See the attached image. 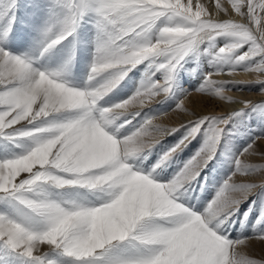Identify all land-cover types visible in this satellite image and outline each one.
Wrapping results in <instances>:
<instances>
[{
	"label": "snow or ice",
	"instance_id": "6c2138e0",
	"mask_svg": "<svg viewBox=\"0 0 264 264\" xmlns=\"http://www.w3.org/2000/svg\"><path fill=\"white\" fill-rule=\"evenodd\" d=\"M229 2L256 32L249 24L202 18L206 9L197 4L193 11L191 0H0V264H264L241 251L250 239L264 241V231L233 239L225 230L240 204L264 188V182H255L257 173L264 181V165L241 158L256 154L264 136L235 155L234 171L202 212L176 197L213 159L224 126L243 110L182 125L186 134L158 154L150 168L140 165L158 143L153 133L180 128H162L150 118L126 135L117 133L131 121L114 126L130 107L167 96L186 58L198 54L205 42L225 40L212 53L220 67L207 73L196 91L223 99L227 82L213 77L225 68L264 72V0ZM25 13L37 33L34 47L45 58L82 24L91 23L96 56L88 80L102 81L73 87L63 79L62 68L13 53L9 41L27 39L19 26ZM145 61L155 71L146 72L134 95L115 105L99 103ZM157 72L163 83L153 79ZM245 105L264 109V103ZM209 122L203 147L170 181L158 182V170ZM236 175L250 182H234ZM262 221L264 211L256 223Z\"/></svg>",
	"mask_w": 264,
	"mask_h": 264
},
{
	"label": "rangeland",
	"instance_id": "374dc122",
	"mask_svg": "<svg viewBox=\"0 0 264 264\" xmlns=\"http://www.w3.org/2000/svg\"><path fill=\"white\" fill-rule=\"evenodd\" d=\"M22 2L27 3L28 0H22ZM191 2L193 11L196 10L197 4L202 5L206 9L207 14L202 16V18H210L217 22L232 20L237 23L249 24L246 16H240L241 19L237 18L239 17V15L234 13L235 11L232 9L229 0H208L207 2L206 0H191ZM217 2L220 7L224 6V9L227 10L222 11L224 12L223 14H225L222 18H217L212 14L211 9L217 6ZM182 3L187 4L188 0H182ZM224 4H229V6ZM208 5L209 7L207 9ZM244 11L246 12L247 9L245 8ZM260 16L261 27L264 28V13H260ZM30 21L31 16L28 13H25L24 17L19 20L20 28L26 30L28 33L26 42L17 44L9 41L7 47L13 53H27L32 55L33 57H39V49L38 47H34L37 33L31 27ZM249 27H251L253 31L256 32L255 25L249 24ZM256 34L259 35V33ZM224 43L225 40L223 38H220L212 43L205 42L204 44H201L198 54L189 55L178 73H176L173 89L167 96L161 93L160 95L145 103L143 106L130 107L127 112H125V116L118 118L114 125L118 126L125 119L131 121V123L126 126V128L119 129V132L117 133L118 135H126L130 134L132 131H136L137 129H139L145 123L146 118H150L153 125H158L166 129H175L180 128L182 125L188 124L190 121H194L204 116L226 117L234 111H244L242 115L229 119L228 123L224 126V131L219 144L217 145V149L213 159L209 161L207 166L201 170L196 180L190 182L189 185H185L184 188L178 190V192L176 193L178 202L185 203L186 206L199 212H202L203 209L208 205V203L214 199L218 189L234 171L233 159L235 155H237L241 149H243L248 143H251V141L256 137L264 136V109L253 111L251 108H246L245 105V102L248 101H251L252 104L264 103V97L253 100L240 99L239 97L234 95L228 96V92L224 90L223 94H226L225 98L227 100L233 101V99L235 98V101L241 100L243 102H241V104L243 105L240 104L228 110L221 109L223 103L221 101L219 102L218 99L212 97L209 98L208 101L199 102L206 109H197L195 106L185 101V98L190 97L196 92V86L200 88L201 84L204 81L205 75L207 73H211L209 71L210 69H218L220 67V65L214 62L215 58L212 53L215 51V48L223 46ZM83 45L87 47L84 48ZM205 48L208 49L207 52L204 51ZM243 51H247V46H245V48L241 50V52ZM83 56H87L88 61L87 63L85 62V69H82L83 72L80 75L81 71L79 70H81L80 68L83 66V64L81 66V57ZM95 56L96 31L91 23H85L77 29L73 36L68 37V39L65 40L61 45H59L55 50H53L52 53L48 54L46 58L39 57V64L50 68H62L63 79L67 81L70 86L84 89L86 86L92 87L102 81V77H97L96 80L91 82L88 80L90 69L94 62ZM256 59L258 60L259 57H257ZM152 71H155V69H149L147 61L142 62L140 65L132 68L127 72L125 77L120 80V82L102 98L99 103L102 106L106 107L111 105L110 102L115 101L113 103V105H115L127 100L132 95H134L137 89L141 86V82L145 79L146 72L151 73ZM239 71L240 70H236L232 72H235L236 74ZM232 72L227 71V69L225 68V72L222 74L223 77L226 78H224V80L222 81H226L227 83L237 82L264 86V72L249 71L255 72L256 74L262 76L257 77L259 76L257 75L256 78H252L251 80L236 78L232 76ZM103 77L106 78L107 74H103ZM153 79H159V82L163 83V74L161 72H157ZM180 101L183 102V109L177 107V104ZM208 102H211L213 104H209ZM206 105L207 107L209 106L210 109H207V107H205ZM134 112H140V114L134 116L132 114ZM173 116L174 118H172ZM256 117H259L258 120L256 119ZM211 126V122L205 124L201 128L200 132L196 135V137L192 139L191 142L188 143V145L183 149V151L179 152L172 158L167 167H165L162 171L158 170V182L170 181L176 175V173H178L184 167L186 162L190 158H192L200 148L203 147L205 140L207 139L206 131ZM186 132L187 128H180L179 131L172 134L153 133L152 138L155 139L158 143L151 150V154L148 155V159L143 161V164L140 166L150 168V166L154 164L158 159V154L167 151L172 145L179 141L186 134ZM255 147L256 154L250 156L246 155L247 157L244 156L241 158L244 159L246 163L264 165V139L258 140ZM259 175V173L255 174V182H264L259 179ZM232 180L237 183L250 182L245 180L241 175L233 176ZM181 193L183 194L181 195ZM250 206L251 211H249ZM261 211H264V188L258 189L257 191L252 193L246 200H244L240 204L239 210L236 211L235 214L230 218V221L227 223L225 230L233 239L238 237L251 236L253 235L254 229L258 231H264V221H262L260 224L256 223L257 218L260 217ZM246 212L249 213L247 217H245ZM248 243L250 245V250H248L247 253H245L242 249L241 251L251 256L252 258L264 259V241H261L258 238H253L250 239ZM258 243H261L262 246L260 247ZM45 249L47 250V248Z\"/></svg>",
	"mask_w": 264,
	"mask_h": 264
},
{
	"label": "bare ground",
	"instance_id": "6f19581e",
	"mask_svg": "<svg viewBox=\"0 0 264 264\" xmlns=\"http://www.w3.org/2000/svg\"><path fill=\"white\" fill-rule=\"evenodd\" d=\"M208 0H206V2H207ZM217 1V0H216ZM201 2V1H200ZM217 4H218V2H217ZM209 5H211V4H209ZM209 5L207 6V9H208V7H209ZM214 5V4H213ZM222 5V4H221ZM224 5H228L229 6V4H224ZM215 6V5H214ZM226 7V6H225ZM209 9H211V8H209ZM221 9H224V6L223 7H220V8H218L217 6L216 7H213L211 10H212V14H213V16H216L217 18L218 17H224V15L225 14H223L224 12H222L223 10H221ZM235 13V12H234ZM233 13V14H234ZM231 14H232V12H231ZM236 14V13H235ZM227 16V15H226ZM233 16V15H232ZM231 16V17H232ZM236 16V15H235ZM229 17H230V14H229ZM237 17V16H236ZM238 19L240 18L241 19V17L239 16V17H237ZM236 18V19H237ZM225 19V18H224ZM223 19V20H224ZM235 20V19H234ZM34 37H35V35H34ZM86 41V40H85ZM83 47L85 48V47H87V46H85V45H83ZM81 66H82V64H83V66L80 68L81 70H79V71H81L80 72V75H81V73L83 72L82 71V69L84 70L85 69V64L87 63V61H88V57L87 56H83V57H81ZM86 62V63H85ZM84 67V68H83ZM79 68V67H78ZM212 70V71H211ZM218 69H216V68H213V69H210L209 71L210 72H214V71H217ZM85 72V71H84ZM226 74V73H225ZM233 74V75H232ZM232 76H234V77H236V78H242V79H245V80H251L252 78H256V76L257 75H259V74H256L255 72H249V71H244V70H240L239 72H237L236 74H235V72L233 73L232 72ZM231 76V77H232ZM227 77H228V75H227ZM257 77H262L261 75H259V76H257ZM224 78H226V77H223V74L221 75V74H218V75H215L214 77H213V79H215V80H217V81H222V80H224ZM192 79V78H191ZM231 79V78H230ZM255 80V79H254ZM98 81H100V80H98ZM98 81H95V82H98ZM224 82H226V81H224ZM228 82H230V81H228ZM254 83V82H253ZM199 84V83H198ZM192 86V85H191ZM197 87V89L199 88L198 86H196ZM226 92H228L227 94H228V96L229 95H234V96H237V97H239L240 99H251V100H253V99H257V98H262V97H264V86H260V85H256V84H248V83H227V86L225 87V89H224ZM226 95V94H225ZM225 95L223 94V99H221L220 97H216V96H212V95H209L208 93H201V92H198V91H196L194 94H192L190 97H187V98H185V101L187 102V103H190L191 105H193V106H195L197 109H206V108H204L203 107V105H201L199 102H203V101H208L209 100V98H215V99H218L219 100V102L221 101L222 103H223V105L221 106L222 108L221 109H223V110H228V109H232L234 106L236 107L237 105H240L241 104V100H234L233 99V97H232V99H233V101H230V100H227L226 98H225ZM184 98V97H183ZM230 98V97H229ZM212 100V99H211ZM111 101V100H110ZM115 101H113V102H110V104L111 105H113V103H114ZM216 102V101H215ZM249 102V101H248ZM251 102V101H250ZM209 104H213V103H211V102H208ZM222 103H220V104H222ZM243 103V102H242ZM107 104V103H106ZM215 105V104H214ZM241 105H243V104H241ZM216 106V105H215ZM215 106H214V109H215ZM188 107V106H187ZM205 107H207V105L205 106ZM218 108H219V106H218ZM183 109V108H182ZM196 109V110H197ZM207 109H210V107L208 106L207 107ZM188 110H190V109H188ZM211 111V110H210ZM218 111V110H217ZM186 112V111H185ZM219 112V111H218ZM222 112H224V111H222ZM192 113V112H191ZM208 113V112H207ZM254 113V112H253ZM201 114V113H200ZM248 115V114H247ZM261 115V114H260ZM190 116V115H189ZM186 117H188V116H186ZM185 117V118H186ZM170 118V117H169ZM172 118H174V116L172 117ZM185 118H183V119H185ZM192 118V117H191ZM247 118V117H246ZM254 118V117H253ZM259 118V117H258ZM258 118L256 117V119L258 120ZM175 121V120H174ZM185 121V120H184ZM183 121V122H184ZM171 122V121H170ZM178 123V122H177ZM176 123V124H177ZM242 123V122H241ZM178 125V124H177ZM169 129V128H168ZM159 136V135H158ZM165 136V135H164ZM254 155V154H253ZM248 156V155H247ZM246 156V157H247ZM252 158V157H251ZM249 159V158H248ZM250 160V159H249ZM252 160V159H251ZM264 160V159H263ZM254 161V160H253ZM261 164V163H260ZM264 164V163H263ZM259 244V246L261 247L262 245H261V243H258ZM257 244V245H258ZM46 248V246H42V250H46L45 249ZM242 250L245 252V253H247L248 252V250H250V245H249V243L247 244V247H245V248H242Z\"/></svg>",
	"mask_w": 264,
	"mask_h": 264
}]
</instances>
